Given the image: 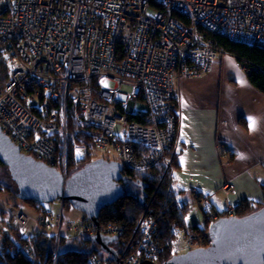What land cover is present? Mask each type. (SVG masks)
Masks as SVG:
<instances>
[{
	"label": "built area",
	"instance_id": "2783aa9c",
	"mask_svg": "<svg viewBox=\"0 0 264 264\" xmlns=\"http://www.w3.org/2000/svg\"><path fill=\"white\" fill-rule=\"evenodd\" d=\"M207 31L264 49V0H0V129L21 153L67 176L50 139L67 130L65 108L57 107L64 93L93 148L113 147L121 166L161 167L172 177L180 80L200 76L226 53ZM239 64L246 74L260 71ZM105 80L113 87L104 86ZM139 101L143 111L135 108ZM233 188L230 181L221 185L225 193ZM54 200L61 206L62 198ZM149 203L127 237L121 224L101 225L83 213L65 219L61 210L57 216L39 213L33 229L116 236L108 243L116 258L97 245L103 254L92 255L90 264H140L157 262L163 249L172 256L208 247L209 225L235 214L229 205L210 207L206 194L196 192L191 201L174 196L183 220L164 239L156 233ZM187 211H200L204 225L187 223ZM9 215L15 226L28 224L17 207Z\"/></svg>",
	"mask_w": 264,
	"mask_h": 264
},
{
	"label": "crops",
	"instance_id": "0c3cea01",
	"mask_svg": "<svg viewBox=\"0 0 264 264\" xmlns=\"http://www.w3.org/2000/svg\"><path fill=\"white\" fill-rule=\"evenodd\" d=\"M178 93L176 197L191 201L196 192L206 194L217 210L243 200L264 203V91L225 53L200 76L182 78ZM225 181L233 183L231 192L221 189Z\"/></svg>",
	"mask_w": 264,
	"mask_h": 264
},
{
	"label": "trees",
	"instance_id": "16d2710c",
	"mask_svg": "<svg viewBox=\"0 0 264 264\" xmlns=\"http://www.w3.org/2000/svg\"><path fill=\"white\" fill-rule=\"evenodd\" d=\"M206 35L214 45L233 55L239 63L247 62L258 67L260 71L252 72L247 76L254 86L264 91L263 48L245 44L211 31H207ZM4 74L5 70L2 72V75ZM64 97V93H62L57 107L65 108L68 116L67 130L65 134L54 135L50 139H54V143L58 145V151L61 153L66 171L69 173V171L71 172L73 169L75 171L92 160L89 154L84 158H77L74 151L77 144L84 145L89 150L92 146V139L88 130L79 125L73 116L72 102ZM138 110L143 111V109ZM142 115L143 113H140V116ZM0 165L7 170L5 165L1 163ZM121 172L123 178L118 181V184L123 188V194L114 202L100 209L97 217L98 223L101 225L121 224L127 237L133 232L139 216L147 203L150 202L148 210L154 218L156 233L164 239L169 238L171 229L183 220V214L174 203V196H176L173 191L174 176L170 177L165 174L161 167L149 170H131L122 166ZM68 173L67 175H69ZM10 180V184H4L2 181L0 190L6 189L9 193L16 195L15 184L11 178ZM139 183L140 185H138ZM26 201L31 202L40 210L39 213L50 211L41 207L42 202L33 199ZM263 204L243 200L234 207V215L246 214ZM70 207H72L70 203L63 200L60 210L63 212L65 208ZM9 225L11 224L9 223ZM33 228L31 231L25 232L21 227L15 225L7 230L0 226V264H90L89 259L92 255L101 256L103 254L90 235L83 233L68 235L65 232L56 234V232H47L45 228ZM53 239H56L57 243H53ZM55 245L57 246L55 247ZM169 257L168 251L163 249L157 262Z\"/></svg>",
	"mask_w": 264,
	"mask_h": 264
},
{
	"label": "water",
	"instance_id": "95a60500",
	"mask_svg": "<svg viewBox=\"0 0 264 264\" xmlns=\"http://www.w3.org/2000/svg\"><path fill=\"white\" fill-rule=\"evenodd\" d=\"M0 163L7 167L18 198L49 202L60 197L95 223L100 209L123 194L118 184L123 178L118 161L98 157L64 176L21 153L1 129ZM209 231L212 241L206 248L172 255L161 262L140 264H264V204L243 215L220 217L209 225ZM91 238L101 250L116 258L115 250L108 245L116 236L97 233Z\"/></svg>",
	"mask_w": 264,
	"mask_h": 264
},
{
	"label": "rangeland",
	"instance_id": "374dc122",
	"mask_svg": "<svg viewBox=\"0 0 264 264\" xmlns=\"http://www.w3.org/2000/svg\"><path fill=\"white\" fill-rule=\"evenodd\" d=\"M103 85L106 87H113L114 83L112 81L105 80L103 82ZM135 108L144 109L145 108L144 103L139 101L138 103L135 104ZM74 151H75V156L77 158H84L89 154L90 159L102 157L107 161H119L118 151L113 147H108L106 148V150H97L91 146V148L87 150L86 146L77 144L75 146ZM71 172L69 171L68 173L66 171V175L67 173L70 174ZM8 175H9L8 171L3 166L0 165V181H1L0 184H3L2 181H4V184L11 183V180L9 178L10 176ZM12 204L17 205L15 207H17L18 210L22 211L24 214H26L29 217L28 224L22 228L23 231L29 232L30 230H32L33 227L35 226L37 227V225H35V221L39 215L40 210H38L31 202L22 200L18 198L16 195L9 193L6 189H2L0 190V226H2L3 229L7 230L13 226V224H11L10 222V217H9L10 216L9 208L13 206ZM41 207H43L45 210H50L52 212V216H57L60 214V204L55 200L49 202H42ZM62 214L65 219L67 218L77 219L80 216L81 212L73 207H70L68 209L65 208ZM184 219L189 224L193 223V224H198L199 226L204 225V218L202 217L200 211H187L184 216ZM9 223L12 226L9 225ZM54 228L51 227L46 230L49 233H53L56 232V227ZM61 232H65L68 235L76 234V232L72 229L64 230V228H61ZM56 234H60V233H56ZM55 240L56 239H53V243H57V241ZM56 246L57 245H55V247Z\"/></svg>",
	"mask_w": 264,
	"mask_h": 264
},
{
	"label": "snow or ice",
	"instance_id": "6c2138e0",
	"mask_svg": "<svg viewBox=\"0 0 264 264\" xmlns=\"http://www.w3.org/2000/svg\"><path fill=\"white\" fill-rule=\"evenodd\" d=\"M248 121H249V128L254 129L255 128V121L253 120V118L248 117Z\"/></svg>",
	"mask_w": 264,
	"mask_h": 264
}]
</instances>
